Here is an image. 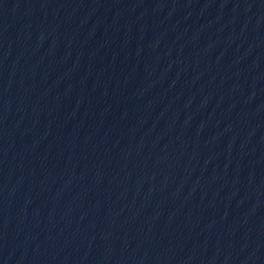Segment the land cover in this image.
Wrapping results in <instances>:
<instances>
[{"label": "water", "instance_id": "water-1", "mask_svg": "<svg viewBox=\"0 0 264 264\" xmlns=\"http://www.w3.org/2000/svg\"><path fill=\"white\" fill-rule=\"evenodd\" d=\"M0 264H264V0H0Z\"/></svg>", "mask_w": 264, "mask_h": 264}]
</instances>
